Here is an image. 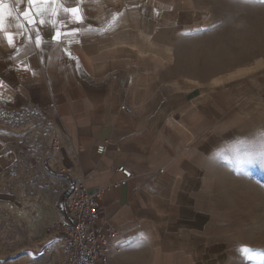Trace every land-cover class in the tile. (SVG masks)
I'll return each mask as SVG.
<instances>
[{
  "label": "crops",
  "instance_id": "obj_1",
  "mask_svg": "<svg viewBox=\"0 0 264 264\" xmlns=\"http://www.w3.org/2000/svg\"><path fill=\"white\" fill-rule=\"evenodd\" d=\"M172 4L3 0L0 102L36 106L53 120L60 150L48 160L51 179L65 195L77 180L101 192L99 225L115 228L122 246L110 264H208L204 232L188 223L182 171L197 172L204 141L228 129L235 106L262 95L255 80L245 89L251 76L242 71L182 77L181 32L165 24Z\"/></svg>",
  "mask_w": 264,
  "mask_h": 264
},
{
  "label": "rangeland",
  "instance_id": "obj_2",
  "mask_svg": "<svg viewBox=\"0 0 264 264\" xmlns=\"http://www.w3.org/2000/svg\"><path fill=\"white\" fill-rule=\"evenodd\" d=\"M169 2L165 24L181 32L175 65L182 77L242 71L251 76L245 89L253 80L263 85L256 100L235 106L228 129H216L198 149L197 172L182 171L189 185L181 196L190 200L189 225L208 241V264H264V2ZM47 117L36 106L0 102V264L60 259L47 228L67 191L51 179L48 160L59 138ZM242 248L256 259H245Z\"/></svg>",
  "mask_w": 264,
  "mask_h": 264
},
{
  "label": "built area",
  "instance_id": "obj_3",
  "mask_svg": "<svg viewBox=\"0 0 264 264\" xmlns=\"http://www.w3.org/2000/svg\"><path fill=\"white\" fill-rule=\"evenodd\" d=\"M124 109L131 112L130 108ZM59 150V145L53 147V152ZM97 150L103 153L105 146ZM117 171L124 175L125 180L133 176L125 167H119ZM100 194L88 193L83 181L79 180L70 187L63 203V215L47 228L60 252L58 264H110L111 259L121 252L122 246L117 242L118 231L111 226L99 225Z\"/></svg>",
  "mask_w": 264,
  "mask_h": 264
},
{
  "label": "snow or ice",
  "instance_id": "obj_4",
  "mask_svg": "<svg viewBox=\"0 0 264 264\" xmlns=\"http://www.w3.org/2000/svg\"><path fill=\"white\" fill-rule=\"evenodd\" d=\"M19 2V0H18ZM32 3H35V0H31ZM243 3H253L255 0H241ZM260 2H264V0H260ZM2 5H3V0H0V27H2V21H3V11H2ZM65 12L71 11L74 15H77L78 9H64ZM25 17L27 18V13H24ZM77 19H80V17L77 15ZM115 17H113V21H115ZM27 22H31V20H28ZM43 22V21H41ZM60 33L57 32V37H59ZM9 42L11 43V37H9ZM261 154H264V143L261 144L260 147ZM142 240L143 236L141 234L139 241L135 245L136 247L142 246ZM242 254L244 255L245 259L247 260H254L256 257L253 255V250L249 248H242L240 249Z\"/></svg>",
  "mask_w": 264,
  "mask_h": 264
}]
</instances>
